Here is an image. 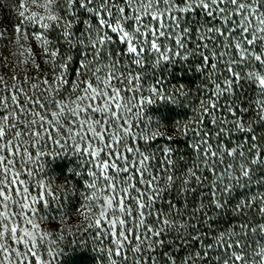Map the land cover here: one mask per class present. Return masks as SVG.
<instances>
[{
    "label": "snow or ice",
    "instance_id": "6c2138e0",
    "mask_svg": "<svg viewBox=\"0 0 264 264\" xmlns=\"http://www.w3.org/2000/svg\"><path fill=\"white\" fill-rule=\"evenodd\" d=\"M14 8L12 35L0 31L16 58L9 71L0 56V264H56L63 232L36 206L72 189L37 177L43 157L66 148L89 165L74 227L92 230L107 264H161L160 249L179 252L190 243L199 249L182 258L164 252V264H264V223L245 219L249 210L264 219V194L238 200L232 212L241 222L214 243L204 242L199 227L212 230L207 209L222 216L237 186L254 177L264 184L255 176L264 172V143L257 142L264 136L254 127L264 126V0H19ZM197 16L204 21L194 31L189 21ZM197 58L203 96L167 135L145 110L157 102L183 106L189 92L166 89L159 78L148 83L146 64L164 71ZM233 133L243 138L233 144ZM158 138L189 141L191 161L180 168L184 157L174 158L170 145L157 157L151 142ZM193 184L208 192L191 211L168 199L173 192L186 198ZM60 223L71 232L63 217Z\"/></svg>",
    "mask_w": 264,
    "mask_h": 264
},
{
    "label": "trees",
    "instance_id": "16d2710c",
    "mask_svg": "<svg viewBox=\"0 0 264 264\" xmlns=\"http://www.w3.org/2000/svg\"><path fill=\"white\" fill-rule=\"evenodd\" d=\"M3 1H4L3 7L0 12V24L3 30L8 33V35H12L13 26L18 23L17 17L15 15L14 6L19 4V0H3ZM195 21H199L200 23H203L204 18L202 16H197L195 20L189 21L192 24L194 31L197 27ZM192 46L193 43H190L189 47ZM32 47L33 50L35 51L36 50L35 44H33ZM14 51L15 49L8 43L7 40L0 41V52L3 53L1 56L7 58L9 71L11 69V66L16 63V58L12 56V52ZM199 63L200 61L198 58L192 59L190 64L177 63L175 65H166L164 66L166 68V70L164 71H162L161 68L153 69L150 64H146L145 71L149 74L147 77L148 83H153L157 78H159L164 81L166 85V89H172L175 86L184 85L185 91L189 92V96L187 99L180 98L181 104L183 106L164 103V102H157L156 105L148 106V108L145 110V117L146 118L152 117L153 126H155L157 122H162L165 125V127H163L161 131H164L167 135H175L173 131V122L186 121L187 119H189L192 116V112H191L192 106L198 103L196 97L203 96V92L200 90L204 87L207 81L205 80V73L196 70ZM75 67L76 65L73 64L72 68L75 69ZM1 69L2 71L4 70L3 68ZM17 72L19 73V69H17ZM20 74L22 75V73ZM72 78H73L72 76H69L70 80H72ZM210 87L211 85H209V88ZM254 95H255V91L253 86L251 88H248L245 99H247L248 96H254ZM220 114L226 115V113H224L223 110H221ZM205 122L207 123V120ZM254 127H255V134L258 137L264 136V126L257 124ZM208 128L209 131H214L212 125L208 124ZM242 138H243V134L233 133L231 142L234 144L235 142H237ZM224 142L228 143L229 141L225 140ZM257 142L264 143V140H258ZM151 143H152L151 151L155 152L157 157L161 156V152L157 151V149L165 145H170L175 150L174 158L178 159L181 156L184 157V161L180 162V168L182 169L185 167V162H190L192 159L190 142L187 141L186 139L175 138L173 140H167L164 138H158L157 140L152 141ZM86 170L87 169L82 168V166L77 167L75 162L70 160L58 164L56 171L62 177H64L66 179V182L70 185L65 189L66 190L69 188L72 189L71 192L65 191L66 193H68L67 195H65V192L61 194V196L69 200L67 202L68 205H70V201H71V205H73L72 203L76 201L75 196L81 197L80 194L85 191L84 181L88 178L86 176L87 175ZM77 173H79V175ZM204 174L209 175L206 171ZM255 176L264 177V172L257 170ZM193 187H196V191L194 193H189L186 198L183 193L180 195H176L175 192H173V194L169 196L168 199H175V202L177 203L178 207H180L181 209H183L185 207V204H187L189 211H191L193 205L199 204L200 201L198 197H200L201 195H204L206 197L208 192L207 187L201 189L195 186L194 184ZM257 194H264V184L255 183V177H254L253 182L250 185H247L246 187L237 186L234 189L232 193V197L229 200L228 206L223 210L222 216L218 213V210H215L213 208L207 209L209 215H211L214 219L213 221H210V223H212L211 231L203 224L199 225V227L203 230V232L207 233V237L205 238L204 242L214 243L212 238L218 232H222L228 229L230 225H235L240 223L241 218L237 217L232 212V208L236 205L238 200H243L246 197H251ZM79 203L81 205L82 203L81 200H79ZM68 205H65V207H68ZM71 205L69 207H71ZM164 207H167V205L165 204ZM76 209L77 208H75L74 210ZM68 210L66 209V211ZM185 215H187V213H185ZM245 219H248L253 223L256 222L264 223V219H262L259 215H257L255 213V210H249ZM192 222L198 223L194 220ZM90 237L91 238H89L88 236V238H85L84 241L82 242L81 246L83 247V249L79 248L78 250L74 251V253L71 254V256L67 257V262L69 264H107V260L106 259L102 260L101 256L94 249L93 238L91 235ZM173 238L174 237H168V236L164 237V239L166 240ZM198 249H199L198 243H190L187 246V250L181 249L179 252H176L170 246L166 245L164 248L160 249L156 253V255L160 257L161 264H164V256H163L164 252L174 253L177 256V258H182L186 256L188 252ZM211 255L214 257L215 253H212ZM208 264H215L214 258L213 260H210Z\"/></svg>",
    "mask_w": 264,
    "mask_h": 264
},
{
    "label": "rangeland",
    "instance_id": "374dc122",
    "mask_svg": "<svg viewBox=\"0 0 264 264\" xmlns=\"http://www.w3.org/2000/svg\"><path fill=\"white\" fill-rule=\"evenodd\" d=\"M3 3L4 1L0 0V12L2 10ZM0 31H4L3 28L1 27V24H0ZM2 54L3 53L0 52V56ZM4 72L5 71L4 70L2 71V69L0 68V74H4ZM0 112H2V110H0ZM50 147L52 149L56 148L55 145H51V144ZM30 151H32L33 155H35V149H30ZM45 151H48V148H46ZM83 159L84 157H78L77 155L73 154L70 148L61 150L60 154L53 153V155L45 156L43 157L44 171L37 178L43 177L47 180H51L54 187L57 184H64L65 188H67L70 185L66 182V179L56 171L58 164L70 160V161H74L77 167L82 166V168L87 169L89 165L83 164L82 163ZM17 167H19V165H17ZM37 171L39 170L37 169ZM21 178L26 180L29 179L26 175H22ZM29 187H30V191H32L33 194H35L37 189L32 185H29ZM8 194L12 195L14 199H18L14 191L10 190ZM61 194H63V192L55 193V195L60 197L58 202L52 199L51 197H47V199H49L50 201L49 207L45 208L42 204L37 205L36 207L40 210V215H44L48 218L47 221H45L46 224L51 223L52 228H55L57 224H60V229L63 232L64 240L59 242V255L56 258V264H69L67 262V257L71 256V254H73L74 251L78 250L79 248L83 249L81 244L85 238H88V236L89 238H91L90 232L92 230H89V232H85L83 231V229L78 230L76 227H74V225L80 223V219H81L76 215V211L74 210L75 208L77 209L79 208L80 205L79 200H81L82 202L81 197L75 196L76 201L72 203L73 205H71V201H70L71 207H69L70 205L67 204L69 200L61 196ZM67 194L68 193L65 192V195ZM65 205H68V207H65ZM66 209L69 210L66 211ZM11 210L19 211L18 207L14 204L11 205ZM61 217L64 218L67 226L71 228V232L63 231L65 228V224L60 223ZM53 234L55 235V233Z\"/></svg>",
    "mask_w": 264,
    "mask_h": 264
}]
</instances>
